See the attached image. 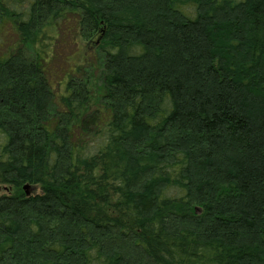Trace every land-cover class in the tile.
<instances>
[{
	"label": "trees",
	"instance_id": "16d2710c",
	"mask_svg": "<svg viewBox=\"0 0 264 264\" xmlns=\"http://www.w3.org/2000/svg\"><path fill=\"white\" fill-rule=\"evenodd\" d=\"M5 48L0 264H264V0H0Z\"/></svg>",
	"mask_w": 264,
	"mask_h": 264
},
{
	"label": "rangeland",
	"instance_id": "374dc122",
	"mask_svg": "<svg viewBox=\"0 0 264 264\" xmlns=\"http://www.w3.org/2000/svg\"><path fill=\"white\" fill-rule=\"evenodd\" d=\"M69 28V27H68ZM72 31H68L67 29H62L60 34L58 35V40H56V43L52 46V53H54L53 58L49 61V76H50V82L52 84V87H54L57 94H61L63 90V84L65 83L67 79V75L65 73L69 71L68 66L65 64V58L67 56L72 55V52L75 50L74 41H72ZM7 42L10 45H13V43H16V39L14 37V34H11L10 38L7 37ZM85 48L87 50L88 44L85 45ZM6 48L4 50H0L1 53H4ZM85 51V49H83ZM82 51V52H84ZM91 60L93 61L97 58L96 54H92L90 56ZM76 60V59H75ZM95 63V62H94ZM68 69V70H67ZM95 71V70H93ZM9 191L4 189L0 185V195L2 194H8Z\"/></svg>",
	"mask_w": 264,
	"mask_h": 264
},
{
	"label": "water",
	"instance_id": "95a60500",
	"mask_svg": "<svg viewBox=\"0 0 264 264\" xmlns=\"http://www.w3.org/2000/svg\"><path fill=\"white\" fill-rule=\"evenodd\" d=\"M26 189H28L27 187H25Z\"/></svg>",
	"mask_w": 264,
	"mask_h": 264
}]
</instances>
